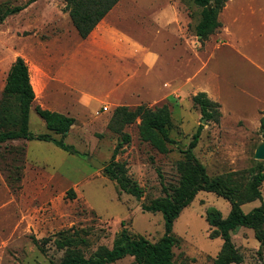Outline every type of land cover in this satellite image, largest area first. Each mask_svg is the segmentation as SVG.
<instances>
[{
    "label": "rangeland",
    "instance_id": "374dc122",
    "mask_svg": "<svg viewBox=\"0 0 264 264\" xmlns=\"http://www.w3.org/2000/svg\"><path fill=\"white\" fill-rule=\"evenodd\" d=\"M27 1L0 0V7ZM226 5L217 19L227 26L229 36L219 28L205 40L195 35L201 8L193 0H120L84 40L63 11L62 0H37L0 24V118L6 119L0 130L11 127L10 117L15 114V101L3 94V86L9 66L21 57L36 94L32 109L42 101V80L57 83L47 86V102L60 104V111L74 119L64 143L75 150L68 153L39 140L0 144V264L58 263L64 250L55 247L54 235L72 226L86 240L79 247L86 258L99 247L110 248L122 229L151 243L158 241L164 231L162 215L142 211L141 204L164 196L163 186L168 191L176 186V163L198 125L202 130L193 154L210 177L233 174L237 179V174L256 163L264 171V159H254L264 143L258 132L264 112V0H227ZM107 26L156 56L149 71L135 59L127 61L126 70L135 72V77L118 94L123 102L119 105L132 109L139 104L150 108L166 104L170 110L173 143L166 154L140 140L139 119L122 130L130 140L122 144L114 161L125 163L128 176L141 189L139 199L119 191L102 169L88 162L92 158L107 165L121 141L107 127L113 107L98 96L88 97L90 102L82 100L83 94L97 95L111 82L105 76L107 63L100 58L104 53L94 48L109 43L103 37ZM67 51L71 53L66 55ZM174 86L180 90L162 93ZM129 88L139 92L128 94ZM204 91L220 106L218 123L205 118L202 123L199 109L191 102L193 95ZM32 109L29 131L50 134ZM260 192L264 201V182ZM259 204L254 200L241 205V210L248 213ZM208 207L223 217L230 209L226 200L200 191L174 220L175 264H214L222 240L212 236L213 229L205 222ZM45 238L50 240L41 248L33 242ZM231 239L243 257L240 264H264V247L260 248L253 230L239 228ZM111 264L134 263L127 256Z\"/></svg>",
    "mask_w": 264,
    "mask_h": 264
},
{
    "label": "trees",
    "instance_id": "16d2710c",
    "mask_svg": "<svg viewBox=\"0 0 264 264\" xmlns=\"http://www.w3.org/2000/svg\"><path fill=\"white\" fill-rule=\"evenodd\" d=\"M37 0H28L23 5L0 7V24L9 16L15 15ZM63 11L80 39H86L97 24L120 0H62ZM227 0H193L201 8L200 20L195 26V35L205 40L219 27L218 14ZM3 94L15 101V114L10 117L11 127L0 130V144L14 140H39L52 142L56 147L68 153H75L72 146L64 143V138L74 123L72 117L42 109L38 105L33 111L44 122L46 129L58 136L55 139L51 133L34 135L28 129L29 111L34 101V91L30 83L28 66L23 58L16 57L8 68L3 86ZM206 121L218 123L221 117L219 104L209 99L204 92H198L191 97ZM139 119L138 136L142 142L149 145L160 154L170 151L173 143L169 137L171 126L170 110L166 104L150 108L139 104L130 109L125 105L116 106L111 113L108 129L120 135L121 141L115 146L112 157L102 169V173L113 181L119 191L141 197V189L128 176L124 162L114 161V156L122 144L128 143L129 135L123 133L125 126ZM5 117L0 118V126L5 124ZM202 126L198 125L191 135L186 148L181 152L182 160L176 163L179 175L178 182L171 191L162 187L164 196L154 198L147 204H141V210L150 213H161L163 218V235L151 243L142 236L132 235L122 229L114 238L110 248L99 247L91 256L84 257L79 247L86 244L80 232L74 227L60 230L54 235L53 243L58 250H64V255L56 264H111L124 257H132L134 264H175L172 248L176 239L172 235L174 220L180 212L189 205L200 191L213 193L226 200L230 209L223 217L221 213L208 207L205 210V222L212 230L213 237L222 240L221 248L214 259V264H240L242 255L235 248L231 233L239 228L251 229L255 232L260 248L264 247V201L261 200L260 186L264 182V171L260 163L249 168L246 173L236 175L210 177L205 167L198 162L193 154L201 134ZM259 134L264 138V112L259 119ZM260 200L259 206L248 213H243L241 205ZM84 232V231H81ZM50 238L33 239L38 246L45 245ZM42 250V249H41ZM260 252V249H259Z\"/></svg>",
    "mask_w": 264,
    "mask_h": 264
},
{
    "label": "crops",
    "instance_id": "0c3cea01",
    "mask_svg": "<svg viewBox=\"0 0 264 264\" xmlns=\"http://www.w3.org/2000/svg\"><path fill=\"white\" fill-rule=\"evenodd\" d=\"M117 4L97 24V26L89 34V36H91L95 32V30H97V28H99L101 23H103L105 18L111 13V11L117 6ZM226 7H227V5L223 7L221 12L223 10H225ZM221 12L218 14V19L221 17ZM234 19L235 18H233L232 20H234ZM218 21L220 23L219 28H222L224 31V34H226V36L228 37L229 35L227 34L228 33L227 26L222 24L220 20H218ZM103 37H104V39L109 41V43H107L106 45H96V46H94V48H96L97 51L104 53V55H100V58H103L105 63H107V69H106L105 76L107 78H110L109 80H111V82L109 83V85L101 87V90L98 92L97 95L90 94V96H89V95L83 94L84 99H82V100L90 102L88 97H91L93 99L94 96H98L103 102H106L108 105H110L114 109L116 106H119V104H123V102L119 99L118 94L122 91L123 88L126 89L128 82L135 77V72L130 73V71L126 70L127 61H131V60L135 59V62L137 63V65L138 64H141L142 66L145 65L148 69L147 71H149V69L153 68V65H154L155 60H156V56L152 55L150 52H145L144 48L138 42H136L133 38H131L130 36H128L124 32L119 31V30L112 28L110 26H107L106 30L103 32ZM184 42H186V36H184ZM41 47L43 48V50H46V45H42ZM70 53H71V51H67L66 55L70 54ZM40 71L45 72L43 69H40ZM44 74H46V73H44ZM115 75H119L120 77H115ZM44 76L46 78L48 77L47 75H44ZM47 79H49V78H47ZM52 82H54L53 83L54 85L57 84L55 81H52ZM52 82L49 81V83H47V81L45 79V80H42V82L40 83V96L42 98L41 99L42 101L39 102L38 106L41 107L42 109H47L49 111H54V112L64 114L59 109L61 107L60 104L47 102V99H48L47 97H49V95H50V90L47 89V86L50 85V83H52ZM30 83H31V76H30ZM62 84L63 83H61V84L59 83L58 85L62 86ZM163 87H165V83L163 84ZM176 88H178L177 90H180L179 86H174L173 89L168 88L167 90L162 91V93L165 94V96L169 95L170 92L172 90H176ZM136 92H139V91L138 90H131L130 88L127 89L128 94L132 95L133 93H136ZM205 92L206 91H204V93ZM141 94H143V96H146V93H141ZM34 95H35V97H34V100H35V98H36L35 91H34ZM206 95L208 97L207 93H206ZM124 103H126V102H124ZM64 104H66V103L64 102ZM30 109H32V106L30 107ZM262 115H263V113H262Z\"/></svg>",
    "mask_w": 264,
    "mask_h": 264
},
{
    "label": "water",
    "instance_id": "95a60500",
    "mask_svg": "<svg viewBox=\"0 0 264 264\" xmlns=\"http://www.w3.org/2000/svg\"><path fill=\"white\" fill-rule=\"evenodd\" d=\"M204 118H202V123H203ZM254 159L256 160H262L264 159V143H261L258 148L256 149L255 153H254ZM88 162L90 163V165L95 168V169H103L104 168V164L100 163L99 161L92 159V158H88Z\"/></svg>",
    "mask_w": 264,
    "mask_h": 264
}]
</instances>
